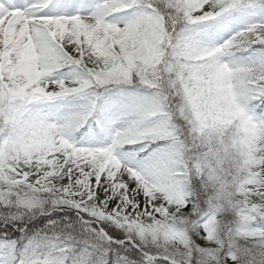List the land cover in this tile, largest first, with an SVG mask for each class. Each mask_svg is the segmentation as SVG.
<instances>
[{
  "label": "snow or ice",
  "instance_id": "snow-or-ice-1",
  "mask_svg": "<svg viewBox=\"0 0 264 264\" xmlns=\"http://www.w3.org/2000/svg\"><path fill=\"white\" fill-rule=\"evenodd\" d=\"M0 264H264V0H0Z\"/></svg>",
  "mask_w": 264,
  "mask_h": 264
}]
</instances>
